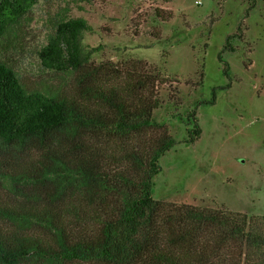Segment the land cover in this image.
<instances>
[{
  "label": "trees",
  "instance_id": "16d2710c",
  "mask_svg": "<svg viewBox=\"0 0 264 264\" xmlns=\"http://www.w3.org/2000/svg\"><path fill=\"white\" fill-rule=\"evenodd\" d=\"M26 1L0 0V42ZM84 30V18L59 21L38 52L46 67L72 72L65 90L27 92L0 60V141L32 155L12 169L0 160V176L21 193L36 188L0 202V264H264V216L153 197L160 158L178 143L153 112L160 86L176 100L177 84L142 60L85 61ZM228 49L226 40L218 61L230 81ZM187 117L193 144L196 107Z\"/></svg>",
  "mask_w": 264,
  "mask_h": 264
},
{
  "label": "rangeland",
  "instance_id": "374dc122",
  "mask_svg": "<svg viewBox=\"0 0 264 264\" xmlns=\"http://www.w3.org/2000/svg\"><path fill=\"white\" fill-rule=\"evenodd\" d=\"M251 1L27 0L0 42V60L14 68L27 92L65 90L72 72L46 67L38 52L59 21L84 18L92 26L81 33L85 61L142 60L177 84L176 100L160 86L162 104L153 112L178 140L160 158L153 197L264 216V0L250 8ZM156 9L171 16L161 19ZM226 40L233 46L222 54L230 81L218 61ZM194 107L201 133L188 144L187 114ZM31 157L0 141L5 167ZM24 188L21 193L0 176V202L36 194L32 185Z\"/></svg>",
  "mask_w": 264,
  "mask_h": 264
}]
</instances>
